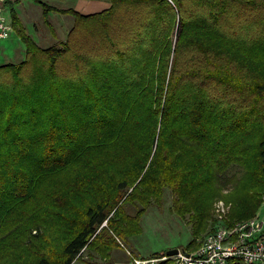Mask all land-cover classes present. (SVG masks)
Returning a JSON list of instances; mask_svg holds the SVG:
<instances>
[{
    "label": "trees",
    "instance_id": "16d2710c",
    "mask_svg": "<svg viewBox=\"0 0 264 264\" xmlns=\"http://www.w3.org/2000/svg\"><path fill=\"white\" fill-rule=\"evenodd\" d=\"M106 1L35 0L48 26L74 18L47 48L11 11L25 54L0 65V264L108 259L166 191L189 248L217 200L228 226L263 204L264 0Z\"/></svg>",
    "mask_w": 264,
    "mask_h": 264
},
{
    "label": "rangeland",
    "instance_id": "374dc122",
    "mask_svg": "<svg viewBox=\"0 0 264 264\" xmlns=\"http://www.w3.org/2000/svg\"><path fill=\"white\" fill-rule=\"evenodd\" d=\"M39 1L59 10L74 9L83 14L100 12L109 7V2L106 0ZM12 9L19 17L26 34L42 48L64 42L74 24V18L71 15L52 12L48 16L50 23V26H48L44 23L42 8L35 0H14L12 5H4L5 16L11 25ZM24 50L25 46L20 36L13 30L9 38L0 39V65L19 63L24 57ZM235 172V169L231 171V173ZM171 205L172 196L166 191L163 206L159 208L152 205L143 217V232L140 236L130 238L128 245L119 241L122 247L111 252L108 259H102L95 253L93 257H89L86 252L83 255L86 263L75 264H132L134 259L159 257H152L155 253H163L172 249L194 250L198 248L201 244V237L195 241V247L189 248L193 239L189 219H181L172 214L170 211ZM260 212L257 217L264 222V211Z\"/></svg>",
    "mask_w": 264,
    "mask_h": 264
},
{
    "label": "built area",
    "instance_id": "2783aa9c",
    "mask_svg": "<svg viewBox=\"0 0 264 264\" xmlns=\"http://www.w3.org/2000/svg\"><path fill=\"white\" fill-rule=\"evenodd\" d=\"M5 3L0 0V39L9 38L13 31L4 10ZM231 205L224 200L215 204V229L205 236L198 248L177 249L172 256L134 259L132 264H264V222L258 217L237 222L232 226L225 224Z\"/></svg>",
    "mask_w": 264,
    "mask_h": 264
},
{
    "label": "water",
    "instance_id": "95a60500",
    "mask_svg": "<svg viewBox=\"0 0 264 264\" xmlns=\"http://www.w3.org/2000/svg\"><path fill=\"white\" fill-rule=\"evenodd\" d=\"M2 2H14V0H1ZM177 249H172V250H168L166 251V255L167 256H172V255H175L177 253Z\"/></svg>",
    "mask_w": 264,
    "mask_h": 264
},
{
    "label": "crops",
    "instance_id": "0c3cea01",
    "mask_svg": "<svg viewBox=\"0 0 264 264\" xmlns=\"http://www.w3.org/2000/svg\"><path fill=\"white\" fill-rule=\"evenodd\" d=\"M24 52H25V50H24ZM23 58H24V57H23ZM23 58H22V60H23ZM22 60H21V61H22ZM21 61H20V62H21ZM260 211H261V212H263V211H264V200H263V204H262V206L260 207V209H259L258 213H259ZM261 212H260V213H261ZM258 213H257V215H256L255 217H257V216H258Z\"/></svg>",
    "mask_w": 264,
    "mask_h": 264
}]
</instances>
